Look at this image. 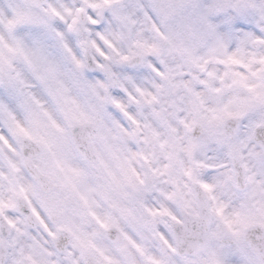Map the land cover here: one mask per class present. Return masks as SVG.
<instances>
[{
  "label": "clouds",
  "instance_id": "obj_1",
  "mask_svg": "<svg viewBox=\"0 0 264 264\" xmlns=\"http://www.w3.org/2000/svg\"><path fill=\"white\" fill-rule=\"evenodd\" d=\"M0 264H264V0H0Z\"/></svg>",
  "mask_w": 264,
  "mask_h": 264
}]
</instances>
